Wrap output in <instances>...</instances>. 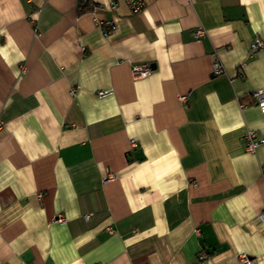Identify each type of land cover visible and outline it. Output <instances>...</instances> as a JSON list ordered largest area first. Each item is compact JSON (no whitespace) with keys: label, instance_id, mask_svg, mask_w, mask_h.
<instances>
[{"label":"crops","instance_id":"obj_1","mask_svg":"<svg viewBox=\"0 0 264 264\" xmlns=\"http://www.w3.org/2000/svg\"><path fill=\"white\" fill-rule=\"evenodd\" d=\"M78 1L0 0V264H264V0Z\"/></svg>","mask_w":264,"mask_h":264},{"label":"built area","instance_id":"obj_2","mask_svg":"<svg viewBox=\"0 0 264 264\" xmlns=\"http://www.w3.org/2000/svg\"><path fill=\"white\" fill-rule=\"evenodd\" d=\"M80 1V0H79ZM122 1L124 2L129 11L131 13H137L139 12L142 7H143V0H109V5L107 6V11L109 14H113L118 6V3ZM99 27L101 28L103 33H109L114 29V21L112 17H107L106 19L97 22ZM203 35V29L198 28L194 32L195 37H200ZM263 45L262 40L260 39H255L254 42L251 44V50L254 51L258 48H260ZM151 72V67L148 63H135L131 66V73L134 78H143L146 77L148 74ZM212 72L213 74H221L223 72V67L222 64L218 61L215 60L212 65ZM73 90H71V93ZM111 91L109 90H99L97 92V95L99 97L106 96L110 94ZM250 97L253 99L255 106L259 109L260 112L264 113V88H260L257 90H253L250 94ZM179 100L181 102L185 101V96L181 95L179 96ZM246 103H240L239 106L243 107L245 106ZM0 127H1V122H0ZM242 141H243V146L244 149L247 151H254L261 143L264 142V136H259L258 133L255 130H247L245 134L242 136ZM130 145L132 147L135 146V141L130 140ZM264 174V167L262 170ZM85 219L88 218V215L84 216ZM56 221L59 223H65L66 219L61 215L58 214L56 216ZM257 220L258 222L264 227V207L260 210V212L257 214ZM200 258L204 257V254H200ZM238 260L240 263L244 264L249 262L248 256L245 254H240L238 256Z\"/></svg>","mask_w":264,"mask_h":264},{"label":"trees","instance_id":"obj_3","mask_svg":"<svg viewBox=\"0 0 264 264\" xmlns=\"http://www.w3.org/2000/svg\"><path fill=\"white\" fill-rule=\"evenodd\" d=\"M77 6H78V8H79L80 11L85 10L88 7L87 0H80V1H78V5Z\"/></svg>","mask_w":264,"mask_h":264}]
</instances>
